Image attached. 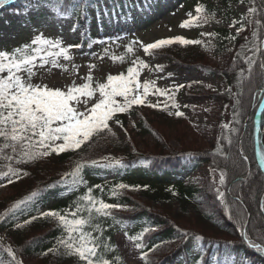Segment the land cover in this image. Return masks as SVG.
<instances>
[{
    "label": "trees",
    "instance_id": "16d2710c",
    "mask_svg": "<svg viewBox=\"0 0 264 264\" xmlns=\"http://www.w3.org/2000/svg\"><path fill=\"white\" fill-rule=\"evenodd\" d=\"M94 2L56 0L54 5L59 3L65 14L75 12L79 22L83 23L87 21L83 16L86 14L85 6ZM122 3L118 1L119 5ZM235 4L259 8L260 0H256L255 5L251 4V0H244L243 3L241 0H181L180 5L185 7L186 13L195 14L197 5L205 8L212 17L209 22L214 26L209 33L213 35L200 36L199 39L204 43L194 47L179 44L167 46L162 56V66L164 71L169 72L168 75L189 74L195 69L216 76L227 86L219 90L200 81L189 80L175 94L176 103L180 105L179 110L182 112L183 106H189L192 102L207 101L215 106L214 110L209 111V116L214 121L212 136L205 142L206 148L193 145L187 151H175L166 143H161V138L155 131L158 142L154 149L150 153L139 152L132 150L130 136L125 139L113 129L115 126L121 127L120 124L110 122L115 135L102 134L75 152L52 154L35 162L15 165L22 173L28 174L21 175L19 179L12 177L14 182L11 184L0 177V184L7 188L6 193L0 194V264H78L75 257L61 254L62 250L60 253L49 252V249L57 248V241L66 234L56 220L40 214L49 210L60 211L61 214L74 210L76 201L87 193L89 187H92V194L99 199L122 205L113 210L115 219L112 216L99 218L103 229L102 239L111 246L104 255L113 260L114 264H124L112 239L114 232L120 230L129 237L141 233L145 227L154 231L144 234L143 249H137L142 264H264V253L248 243V239L264 243L254 238V232L259 229L264 233V215L260 209L261 201L264 202V173L256 161L254 147V117L260 102V89L264 87V73L255 67L250 79L240 82L239 74L248 66L238 54L244 45L245 55H252L248 49L254 39L252 32L255 29L252 24H248L237 35L221 26L242 20L244 15L236 13L233 8ZM236 27L239 28L240 24H236ZM263 34L264 30H261L257 44H260ZM232 36L236 37L235 40L231 39ZM30 41L24 40L13 48L4 49L11 51ZM104 41L102 36H91L86 44L94 42L96 48L101 50L106 47ZM206 50L221 57V64H217L220 63L219 60L209 63ZM155 55L159 56L157 51ZM256 59L259 62L262 57L258 55ZM247 75L245 71V76ZM229 89L230 91H226ZM165 99L164 97L163 100ZM168 103L171 104V101ZM145 107L147 106H133L128 113H118L117 118L123 125L121 128L126 130L127 118ZM170 110L174 112L176 109ZM149 111L155 118L154 124L168 121L178 124L185 117L169 115L159 108H151ZM234 113L237 114L235 117ZM145 122L141 120L142 127L153 131L150 123ZM225 123L237 131L223 129L221 125ZM174 126L177 128L175 124ZM260 127V150H264V109ZM226 135L232 139L230 145L223 138ZM218 143L221 151H217ZM245 155L247 160L243 159ZM103 157L119 159L126 167L88 166L82 173L86 184L72 185L71 177L66 178L67 184L63 182L62 178L72 171L77 162L100 161ZM140 167L142 175H134L132 170ZM201 167L207 168L211 175L207 183L200 177L192 176ZM112 171L115 176L108 179L107 176ZM184 171L190 173L184 175ZM221 171L225 173L224 185L219 183ZM166 172H170L171 179L156 177ZM120 183L129 185V188L121 190L118 197H113L110 191ZM96 185H101L103 191L97 189ZM217 189L225 192V203H221ZM33 192L37 195L25 200ZM22 200L23 204L13 208L14 204ZM241 201L245 206L240 205ZM209 205L214 207L209 208ZM214 208L220 212V217ZM32 217L37 219L32 220ZM26 221L31 222L25 223ZM254 222L256 223L251 232L249 229ZM185 232L188 233L187 236L183 235ZM244 233H247L248 238H245ZM197 235L202 236L203 240H195ZM9 247L16 254L15 260L7 252ZM143 252L148 253L147 259L142 258ZM116 257L121 259L116 261Z\"/></svg>",
    "mask_w": 264,
    "mask_h": 264
},
{
    "label": "snow or ice",
    "instance_id": "6c2138e0",
    "mask_svg": "<svg viewBox=\"0 0 264 264\" xmlns=\"http://www.w3.org/2000/svg\"><path fill=\"white\" fill-rule=\"evenodd\" d=\"M244 0H241L243 3ZM256 0H251L255 5ZM12 3V0H0V7ZM57 15H65L61 10L59 3L53 6ZM188 18L181 24V28H191L206 24L212 18L205 11L202 5H197L195 15L187 13ZM243 21H247L254 26L252 32L253 41L248 51L251 56L245 55L241 46L242 56L247 63V69H242L239 77L240 82L250 79L255 67H258L264 73V40L260 44L256 40L260 39V31L264 30V0H260L259 8L250 6L242 20L233 22L230 26L235 27L237 35L245 30ZM212 33H201V36H212ZM235 36L231 39L235 40ZM204 41L201 39H189L184 36H175L170 38L158 39L151 43L132 41L127 47L128 53H133V46L139 45L143 52L149 56H154L157 50L173 44L179 45H201ZM210 44V41H209ZM80 44H69L64 46L62 39L46 38L42 34L36 35L30 43L17 46L11 51L0 49V177L7 179L8 184L13 183L12 177L19 179L21 175H27V172L21 171L15 165L35 162L41 158H46L52 154L59 155L68 151H77L91 142L95 137L102 134L115 135L112 131L110 122L120 124L117 118L118 113H128L133 106H147L150 108H159L167 111L169 115L183 117L184 112L180 111V105L176 103L175 94L184 85H174L172 88H160L156 80L141 79L144 70L163 72L162 65H156L150 69V65L143 59H133L126 72L118 74H107L103 82L97 81L93 77V70L96 65L90 64L89 71L83 82L77 84L75 80L64 87H50L44 83H35L34 77L39 70L46 66L51 68H63L67 70V65L61 63V59L71 64L73 56L72 49L80 48ZM108 49H105V55H108ZM262 59L257 61L256 57ZM111 60L123 63L124 56L112 55ZM103 59V57H101ZM72 68L78 73L79 69L72 64ZM245 71L247 76H245ZM210 87V86H209ZM226 91H230L226 90ZM264 92V88L260 89ZM156 96V103L149 102V96ZM159 97H165L162 103ZM171 101V104L168 103ZM239 103V101H237ZM187 107V105H185ZM261 108H264V100L261 101ZM170 109H176L174 112ZM237 115L234 113V117ZM237 123L239 121L237 120ZM223 129L230 132H236L230 125L222 124ZM262 129L255 128L257 145L261 144L260 133ZM230 145L232 139L230 136L223 137ZM217 151H221L218 143ZM262 166H264V150H257ZM243 159L247 160L245 155ZM102 163L98 160L77 162L71 172L65 174L63 182L67 184V177L72 178V185L86 184L83 178L85 167L114 168L119 166L126 167L121 160L109 157H103ZM6 169V170H4ZM215 172V169H213ZM219 183L225 184V173L221 171ZM0 187H4L0 184ZM103 191L101 185L95 186ZM129 188V185L120 183L112 187L110 194L118 197L121 190ZM93 189L89 187L87 193L79 197L72 211H66L61 214L60 211L49 210L42 212L43 217L53 218L62 227L66 235L57 241L55 250L49 249V252L56 251L61 254L75 257L78 264H114V261L105 257L104 253L110 250L111 246L103 239V229L99 222L100 217L112 216L115 219L113 210L122 207L120 204L107 203L92 194ZM221 203H225V192L217 189ZM37 195L31 193L25 200H30ZM239 199V197H237ZM24 201H19L13 205L18 208ZM260 208L264 210V202H261ZM86 213V215H84ZM37 217H32L36 220ZM26 221L25 223H30ZM19 227V225L17 226ZM154 231L145 227L143 231L135 236H129L131 241L135 242L137 249H143L142 240L144 234ZM94 233H98L94 235ZM127 235V233H125ZM183 235L187 236L185 232ZM245 238L247 233H244ZM195 240H203L200 235L195 236ZM249 246L260 252H264V243H256L248 239ZM159 247V246H157ZM155 249H150L154 251ZM13 260L16 254L10 247L7 249ZM47 254V253H45ZM148 253L143 252L142 258L147 259ZM116 261L121 258L116 257ZM22 264V262H21Z\"/></svg>",
    "mask_w": 264,
    "mask_h": 264
},
{
    "label": "rangeland",
    "instance_id": "374dc122",
    "mask_svg": "<svg viewBox=\"0 0 264 264\" xmlns=\"http://www.w3.org/2000/svg\"><path fill=\"white\" fill-rule=\"evenodd\" d=\"M180 1L127 0L128 5H126L127 8L125 10L120 9L112 12L109 10V2L105 0L98 5L99 9L89 8L90 30L97 32L98 35L110 36L115 33H122V31L129 34L125 37L122 36L117 41H108L104 45L106 47L101 50H96L94 44L89 49L84 47L73 51L71 53L73 56L71 64L61 59V63L67 65L66 71L63 68L46 66L44 69L38 71L37 76L34 77V82L44 83L50 87H64L71 84L73 80L79 84L83 82L82 78L87 75L90 64L96 65L92 74L94 79L100 82H103L109 73L115 75L120 72H126L131 61L136 58L143 59L150 65V69L156 65H163L164 60L162 56L167 46L157 50L159 56L145 54L138 44L133 46V53H128L126 46L132 41H140L146 44L158 39L178 35L189 39H199L201 36L199 33H209L214 26L210 22L187 29L180 27V24L188 18L185 7H181ZM22 5H24V8L15 9L11 7L0 12V48L3 46L11 47L17 45L24 39H31L38 34H42L46 38L62 39L64 45L78 44L80 41H85V33H82L80 28L76 26L75 17L73 15L68 17L57 15L51 9L49 0H31L30 2H24ZM249 7L246 4H235L233 6L236 13L244 16ZM243 23L245 26L249 24L247 21H243ZM230 25L231 23H224L221 26L236 33L237 27H231ZM187 46L194 47L196 45ZM105 49L109 50L108 55H105ZM112 55L124 56L125 60L123 63L119 61L114 63L110 58ZM205 55L211 64L218 62V60L220 63L217 64H221L223 60L221 57L214 55L211 50H206ZM72 64L78 67V73L73 70ZM167 73L169 72L164 70L163 72H156L146 69L143 71L141 79L156 80L157 86L160 88H172L174 85L181 84L186 86L189 80H197L219 90L227 87L216 76L195 69L189 74L178 73L177 75H168ZM163 99L164 97H159L161 102L164 101ZM148 100L151 103H156L157 97L150 95ZM214 107L207 101L192 102L187 107L183 106L185 117L181 121H178V124L171 123L170 121L164 124L157 122L154 124L155 118L151 111H149L151 108L145 107L138 109V111L135 110L136 112L127 118L128 124L126 125V130L118 126L113 127V129L117 130L125 139H128L130 136L131 140L129 144H131L132 150H138L139 152L150 153L154 149L155 144L158 142L155 131L160 136L161 143H166L167 146L175 151H187L193 145L205 149L206 139L212 136L211 130L214 118L209 116V111L214 110ZM141 120L150 123V129H153V131H148L143 128ZM101 162L104 163L106 161L102 160ZM141 169V167L134 168L132 172L134 175L141 176ZM189 173L188 171L183 172L184 175H188ZM169 174L170 172H166L164 175H157L156 177H162L163 180H168L172 178ZM114 176L115 173L112 171L109 172L107 178L110 179ZM192 176L202 178L205 183L211 178L209 171L204 167L193 172ZM6 191L7 188L5 185L4 187H0V194H4ZM241 202L240 205L243 204L245 206V203L243 201ZM212 207L214 206L209 205V208ZM213 210L220 217V212L216 211L215 208ZM261 211L264 215V210L261 209ZM255 223L249 229L251 232H253ZM243 231L245 232L244 229ZM254 234L255 240L264 241V233L260 229L254 232ZM112 239L124 264H142L135 243L122 231L118 230L114 232ZM258 243L262 242L258 241ZM27 264H35V262H28Z\"/></svg>",
    "mask_w": 264,
    "mask_h": 264
},
{
    "label": "water",
    "instance_id": "95a60500",
    "mask_svg": "<svg viewBox=\"0 0 264 264\" xmlns=\"http://www.w3.org/2000/svg\"><path fill=\"white\" fill-rule=\"evenodd\" d=\"M263 40H264V37H263ZM261 109H262V108H261ZM257 122H259L258 119H257ZM256 127H257V123H256ZM254 138H255V140H256V133H255V137H254ZM255 145H256V147H257V144H256V143H255ZM257 159H258V162H259V157H258V156H257ZM259 164H260V163H259ZM260 166H261V165H260ZM263 171H264V169H263Z\"/></svg>",
    "mask_w": 264,
    "mask_h": 264
}]
</instances>
